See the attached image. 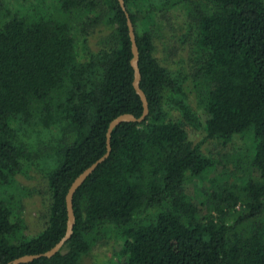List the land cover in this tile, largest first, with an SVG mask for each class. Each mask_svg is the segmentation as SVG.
Segmentation results:
<instances>
[{
    "label": "trees",
    "instance_id": "16d2710c",
    "mask_svg": "<svg viewBox=\"0 0 264 264\" xmlns=\"http://www.w3.org/2000/svg\"><path fill=\"white\" fill-rule=\"evenodd\" d=\"M124 1L148 115L112 129L70 238L20 264H264V0ZM177 20L187 64L155 53ZM98 24L109 35L92 50ZM131 56L117 0H0V264L59 241L67 189L105 152L109 122L140 115ZM206 140L230 147L233 170ZM102 239L114 259L94 251Z\"/></svg>",
    "mask_w": 264,
    "mask_h": 264
},
{
    "label": "water",
    "instance_id": "95a60500",
    "mask_svg": "<svg viewBox=\"0 0 264 264\" xmlns=\"http://www.w3.org/2000/svg\"><path fill=\"white\" fill-rule=\"evenodd\" d=\"M117 1H118V4L121 10L124 12V15L126 18L128 36L130 40V49H131V54H132L131 59H130V64L133 69L132 85H133V88L136 94L140 98L142 111L139 116H135L132 113H122L116 116L115 118H113L109 122L107 126V130H106V150L105 152L95 162L90 164L81 173H79L78 176L71 182L70 186L67 189V192L65 195L66 212H67L66 229H65L64 235L59 239V241L45 252L38 253V254H24L17 258H14L7 264H20L22 262L32 261L33 259L39 258L41 256H51L55 254L62 247V245L70 238V236L73 233V226L75 222V215H74V210H73V196L76 190L83 184V182L87 179V177L95 170L98 164L101 163L109 155L110 150H111L110 136H111L112 129L118 124H120L121 122H140L148 115V112H149L148 100H147V97L144 91L140 87L141 74H140V70L138 66L139 52H138V46L136 43L133 23L126 10L125 1L124 0H117Z\"/></svg>",
    "mask_w": 264,
    "mask_h": 264
},
{
    "label": "rangeland",
    "instance_id": "374dc122",
    "mask_svg": "<svg viewBox=\"0 0 264 264\" xmlns=\"http://www.w3.org/2000/svg\"><path fill=\"white\" fill-rule=\"evenodd\" d=\"M178 20L173 25L174 29L171 27V22H168L169 26H162L161 29H157L155 32V53L159 55L160 57H174L176 59H184L186 63L187 58V47L181 45L177 39V27ZM176 32V33H175ZM107 35H109V31L106 30L101 24H98L94 30L91 32V34L88 36V45L93 50L96 49L99 46H102L107 38ZM192 94V93H191ZM193 96V94L191 95ZM191 133V139L194 142L200 141L201 134L194 131L192 132V129H190ZM202 145L205 149V151H208L210 155L215 157L216 159L225 162L226 168L231 171L233 170L232 162L229 159V151L230 147H221L219 145H216L214 141L206 140L202 142ZM235 151V150H234ZM223 155V156H222ZM24 184H28L30 186L35 185L37 183L36 179H31L28 181L22 180ZM37 198V196L35 197ZM34 207H36V204H30L29 202H26V220L28 222V225L32 231L36 230V227L38 226L37 223L39 222L37 220V216L35 214L36 209L34 210ZM94 251H98L100 253V256H104L105 258H110L112 256V253L114 251V242L113 240H107L102 239L98 241L94 245ZM102 259V257H100ZM114 259V258H110ZM109 259V260H110Z\"/></svg>",
    "mask_w": 264,
    "mask_h": 264
}]
</instances>
